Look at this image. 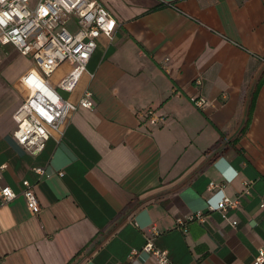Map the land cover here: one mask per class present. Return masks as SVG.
<instances>
[{"label": "crops", "instance_id": "obj_1", "mask_svg": "<svg viewBox=\"0 0 264 264\" xmlns=\"http://www.w3.org/2000/svg\"><path fill=\"white\" fill-rule=\"evenodd\" d=\"M98 1L117 22L113 38L96 41L86 73L62 93L76 103L89 90L95 106L35 156L12 137L32 62L11 45L4 52L0 186L17 196L0 202V264L126 263L152 226L173 264H252L264 247V0ZM148 111L163 120L151 125ZM210 184L221 187L216 198L239 197L226 219L207 209ZM197 211L204 223L177 224Z\"/></svg>", "mask_w": 264, "mask_h": 264}, {"label": "built area", "instance_id": "obj_2", "mask_svg": "<svg viewBox=\"0 0 264 264\" xmlns=\"http://www.w3.org/2000/svg\"><path fill=\"white\" fill-rule=\"evenodd\" d=\"M30 1L0 0V46L11 45L32 62V68L22 77V85L28 95L12 115L15 123L12 137L25 152L35 156L45 149L51 137H62L72 114L79 109L94 108L93 94L89 90L76 103L65 99L62 93L74 91L86 73L96 41L102 36L112 40L117 22L98 0H38L33 9L29 8ZM64 63L70 69L54 88L49 78ZM197 82L200 83L199 80ZM192 102L200 110L209 105L202 97H194ZM145 115L151 125L163 120L152 111ZM4 168L0 167V180ZM35 172L48 177L40 168H36ZM58 175L61 177L63 173ZM21 185L20 195L30 212L36 214L39 202L33 186L26 180ZM216 188L213 184L209 186L212 195L206 201L207 209L220 213L226 219L228 210H238L240 200L239 197L229 198L224 194L216 198L222 193L221 187L215 191ZM16 196L17 193L10 187L0 186L1 203L11 202ZM193 221L204 223V214L197 211L176 222L184 226ZM236 225V221L231 222V226ZM149 232L150 236L146 237L140 249L129 250L126 263L116 264H139L142 255L151 259L153 264H173L168 252L154 244L156 228L152 226ZM252 264H264V247L258 250Z\"/></svg>", "mask_w": 264, "mask_h": 264}, {"label": "rangeland", "instance_id": "obj_3", "mask_svg": "<svg viewBox=\"0 0 264 264\" xmlns=\"http://www.w3.org/2000/svg\"><path fill=\"white\" fill-rule=\"evenodd\" d=\"M37 2H38V0H31L30 1V3H29V8L30 9H33L34 7H35V5L37 4ZM10 48H12L11 46H6V47H0V63L4 60V57H5V51H9L10 50ZM19 54L18 53H14L13 52V54H11V58H15V57H17ZM27 59V61L31 64V59L30 58H26ZM1 65H5V63L3 64H1Z\"/></svg>", "mask_w": 264, "mask_h": 264}]
</instances>
